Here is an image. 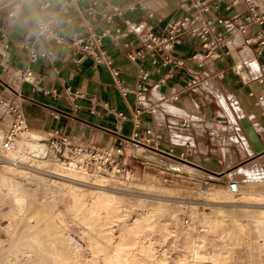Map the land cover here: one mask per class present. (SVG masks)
Listing matches in <instances>:
<instances>
[{"label": "crops", "instance_id": "crops-1", "mask_svg": "<svg viewBox=\"0 0 264 264\" xmlns=\"http://www.w3.org/2000/svg\"><path fill=\"white\" fill-rule=\"evenodd\" d=\"M65 2L66 22L60 25L66 31L65 40L83 37L82 23L90 24L95 33L102 34L100 48L130 91L122 94L109 67L81 57L75 46L52 39L37 42L13 23L9 0H0V100L24 116L30 131H59L87 145L123 146L126 153H133V146L138 145L176 158L180 156L172 152L196 153L209 160L221 157L233 163L248 151L242 153L235 141L213 139L211 128L230 126L235 135L238 128L232 119L240 122L245 116L264 143V107L259 100L264 95V48L254 39L257 24H248L244 31L237 27L246 11L242 2L227 7L223 0L213 13L230 20L216 26L225 41L221 56L206 57L198 38L184 36L174 44L175 62L165 65L159 55L127 57L129 50L141 45L127 23L146 21L156 34H163L168 23L193 13L184 0ZM113 6L120 13L109 18ZM116 28L121 34L114 42L111 36ZM31 49L38 52L35 60L30 59ZM139 63L147 71L142 88L137 87ZM25 69L30 72L29 81L20 77L19 71ZM150 105H154L152 110ZM134 110H139L136 125ZM117 112L122 115L118 117ZM255 120L261 128H256ZM237 126L242 129L240 123Z\"/></svg>", "mask_w": 264, "mask_h": 264}, {"label": "rangeland", "instance_id": "rangeland-1", "mask_svg": "<svg viewBox=\"0 0 264 264\" xmlns=\"http://www.w3.org/2000/svg\"><path fill=\"white\" fill-rule=\"evenodd\" d=\"M212 88L218 91L215 83H212ZM262 98H264V95L259 97L261 105L264 107V99ZM237 114L239 115L240 112L237 111ZM232 120L235 129L238 128L235 131V135L230 126H219L222 136L216 137L213 133L212 137L218 141L222 139L221 142L235 141L238 148L243 150L241 151L242 153L248 151L237 162L231 163L228 159L224 162L221 157L209 160L208 158L198 157L196 153L193 155H187L183 152L171 153L180 156L181 159L187 161V164L198 163L200 165L198 169L200 168L208 173L204 177L195 176L192 173L176 174L170 168H166L167 162H173L172 158H176V156L173 157L161 151H159L161 153L149 151L151 156H148V159L145 156L134 153L137 151L136 145L133 146V153L142 161L136 159L132 152L126 153L124 149L123 156H121L122 167H119V170L101 171L102 173L114 171L115 175L120 179L128 175V180L118 179L116 181L95 182L92 185L91 183L89 185L88 180H79L64 173L61 177L56 178L58 181L51 182L48 180L49 176L47 175L51 169L45 163H41V165L40 163H34L32 166L43 167L40 169L43 172L31 174L29 177L16 172L3 175L1 171L4 162L0 159V181H2L0 182V264L21 263L16 257V255L18 256L21 253V250L14 251L11 248L12 241L11 236H9V229L15 228L16 225H18L16 226L18 229H25L24 232L27 234L25 239L35 236L40 240L41 249L35 248V260L26 264H54L56 261L53 260L52 255L63 256L68 249H73L75 245L78 247L83 246L81 247V252L84 257H86V254L88 256V248H85L87 246L84 239L81 238L76 224L69 223L68 228H61L60 230L54 227L58 224L57 214L58 217L65 216V214L61 215L57 211V208L62 210L64 205L63 193L59 190L62 187V179L74 184L77 191L83 192L85 200H88L86 198H89L91 191L100 190L102 196L107 193L115 195L116 201L119 203L116 208V214H125V217L130 221L148 209L149 211L147 210L148 212L146 211L145 215H147L148 221L150 220V227L145 230L148 232L147 237L150 238L151 242H153L152 245H154L152 246V258L148 260L144 258L147 263H153L152 261L160 257H163L164 260H171L182 255V252L176 247V242L189 226L194 231L201 230L202 227L213 229L212 234H210L212 239L207 241L208 243L205 242V245L198 250L203 257L198 264H213L211 259L217 254L224 259L222 264H264V236L255 228L253 222V218L256 215H264V163L257 162L252 169L261 178H246L243 170H240L242 164L264 155V152L255 153L249 139L244 134L243 128L241 129L237 126L240 122ZM254 123L256 128H261L257 120ZM4 125H7V123L4 122ZM213 129L211 128V130ZM27 133L45 145L52 160H58L49 152L44 134L35 131H28ZM237 134L240 136L239 139ZM242 142L244 145H242ZM4 152H1V156H4ZM180 161L185 163L182 160ZM75 166L87 167L86 164L82 163L80 165L75 163ZM236 168L238 169L235 170ZM232 170L234 171L231 172ZM1 176H3L2 180ZM222 177L225 178L222 181V186L229 188L233 194L231 198L225 200L224 198L207 196L204 192L205 189L210 190L213 188L217 184L215 180L222 179ZM13 183L17 187V193H22L24 196V208L21 211H17L16 207H14L11 195L6 194L5 186ZM231 183H236L235 191L230 189ZM57 193H60V195ZM253 194L258 195L252 197L254 196ZM242 196L244 199H242ZM65 217L70 219L68 215ZM100 217L103 218L104 216L101 215ZM116 220L122 221V218H116ZM117 221L112 222V227L110 228L114 239L117 237L116 232L119 231L121 226V224H118L119 221ZM67 230L68 236L66 234ZM97 230L105 233L106 226H98ZM61 232L65 235L60 234ZM224 247H226V250L223 249ZM4 255H6L5 258H3ZM56 264H65V262L60 261L56 262ZM70 264L75 263L72 261Z\"/></svg>", "mask_w": 264, "mask_h": 264}, {"label": "bare ground", "instance_id": "bare-ground-1", "mask_svg": "<svg viewBox=\"0 0 264 264\" xmlns=\"http://www.w3.org/2000/svg\"><path fill=\"white\" fill-rule=\"evenodd\" d=\"M210 84H212V82H210ZM212 132L215 134L216 137L222 136V133L220 132L219 128H214ZM242 145H244L243 142H242ZM136 149L137 151H135L134 153L145 156L148 159H149L148 156H151L150 152H154V151L145 149L138 145H136ZM1 157L2 158L0 159L4 162V164L2 165V171H1L3 175L5 174L9 175V173L13 174L16 172V173H19L20 175L29 177V175L31 176V174L33 175L35 173L43 172L42 170H40L43 167L32 166L34 163H37V164L40 163V165L41 163L43 164L45 163L46 165L50 166V169H51V171H49L48 173L46 172L47 175L49 176L48 180H50L51 182L58 181V179L56 178L61 177L63 173L66 175L74 176L78 178L79 180H88L89 185L90 183L91 185L95 184V182L116 181L120 179L119 177L115 175L114 171L110 173H102L97 168H95L93 165L86 164V166L90 169L93 167V169L90 170L87 167L83 168L85 166L76 167L74 161H70L69 163H66V162H61L59 160H56V161H54V159L52 160L46 150L45 145L43 143H40V141L37 140V138L36 139L32 138L27 132L19 135L18 137H15L12 140L11 147L8 150H6L4 152V156H1ZM172 160L173 162H170V161L167 162L166 168H170L176 174L182 175L184 173H192L195 176H199V177H204L208 175L207 172L202 171L200 168L198 169V167L200 166L198 163L188 162L189 164H187L186 163L187 161H184L181 158H172ZM180 160L184 161L185 163L181 162ZM257 162L264 163V155H260L259 157L254 158L250 160L249 162L242 164L240 166L241 167L240 170H243L244 177L246 178L260 177V175H257L252 170L253 165L256 164ZM238 168H236L235 170H237ZM113 169L119 170L117 168H113ZM233 171L234 170H232L231 172ZM2 179H3V176H1V180ZM124 179L128 180V175L123 177V179H120V180H124ZM69 180H72V179H69ZM224 180H225L224 177H222V179L215 180L217 184H215V186L211 188L210 190L205 189L204 191L205 194L207 196H213L215 198H224L225 200L231 198L233 194L231 193L229 188H227L226 186H222V181ZM231 184H230V189L232 190ZM75 187L76 186L74 184L67 182V180L63 181L62 179V187L59 188V190L63 193V204L64 205H63L62 210L57 208V211L58 213H61V215L62 214H65V216L68 215L70 219H67L64 215L62 217H58V214H57L56 219L58 221V224L57 226H54V227L60 230L61 228H64V229L65 227L68 228L69 223L76 224L79 234L81 238L84 239L85 245L87 246L85 248H88L89 253H88V256L86 254L85 255L86 257H84L81 252L82 251L81 247L83 246L78 247L75 245L73 246V249H70V250L68 249V251H66L63 254V256L52 255L54 258L53 260H55L56 262L64 261L65 264H70L72 261L75 264H198L201 262L203 257L202 255H200L198 250L202 248L203 245H205V242L212 239L210 234H212L213 229H211L210 227H207V228L202 227L201 230L194 231L193 229L191 230L189 226L187 225L188 228H186L183 231L181 238L176 242V247L178 250H180V252H182V255H179L176 259H171V260H167V259L164 260L163 257H160L152 261L153 263L151 262L147 263V260L149 258H152L153 256L152 246L154 245V244L152 245L153 242H151L150 238L147 237L148 232L147 230H145L146 228L150 227V223H149L150 220L148 221V217L147 215H145V212L148 209H146L145 211H143L141 214L134 217L130 221L128 220L127 217H125V214H116L117 213L116 208L119 205V203L118 201H116L115 195L107 193L102 196L100 194L101 191L97 190V191H91L89 193L90 195L89 198H86L88 200H85L83 198V192H81L79 189H78L79 191H77ZM5 189L7 190V192L5 191L6 194L11 195L12 202L14 204V207H16L17 211L23 210L24 196L22 195V193H17V187L14 186V183L6 185ZM235 190H236V187H235ZM2 193L4 194V192ZM86 193L88 194V192ZM239 193H241V191H239ZM57 194L60 195V193H57ZM253 195L254 196L252 197H256L255 195H258V194H253ZM242 199H244V197ZM101 215H103L104 217L101 218L100 217ZM116 218H122V221L118 220L119 221L118 222ZM114 221H117L118 224H121L119 231L116 232L117 237L115 239L113 238V233L110 230V228L112 227V222ZM253 222H254L255 228L261 233L262 236H264V215H256L253 218ZM101 225L106 226L105 233H102L101 230H97V227ZM16 226L15 228L12 227V229H9L10 231L9 236H11V241H12L11 248L14 251L21 250V253L18 256L16 255V257L21 261V263L19 264H26L28 262L30 263L35 260L34 259L35 258V248L41 249L40 240L39 238L35 236L25 239L27 235L24 232L25 229H21V228L18 229ZM60 234H64V233L61 232ZM66 234L68 236V230ZM67 236L66 238H68ZM218 240L220 241L219 238ZM223 249L226 250V247H224ZM5 257L6 255H4L3 258ZM144 258L147 260L145 261ZM211 260L213 264L224 263V259L219 254L212 257ZM56 262L54 264H56Z\"/></svg>", "mask_w": 264, "mask_h": 264}, {"label": "built area", "instance_id": "built-area-1", "mask_svg": "<svg viewBox=\"0 0 264 264\" xmlns=\"http://www.w3.org/2000/svg\"><path fill=\"white\" fill-rule=\"evenodd\" d=\"M223 0H184L189 8L193 9L192 14L183 15L180 18L170 22L164 28L163 34H156L153 31L151 23L146 21L127 23L128 31L137 36L140 41V47L131 49L127 52V57L131 60H137L145 55H159L161 64L165 65L170 62H175L172 53L174 44L182 37L189 36L198 38L201 45L206 50L205 56L219 57L221 56V48L225 41L223 35L217 31L218 24H228L230 20L220 16H215L213 13L218 9L219 4ZM227 7L242 2L245 6V13L240 16V22L237 23L238 29L244 31L248 24L255 23L258 28L255 31L254 39L260 48H264V0H227ZM90 8H87L89 11ZM120 10L117 6L112 7V13L107 17L112 18L114 14H119ZM81 29L85 32L83 37H71L70 41L65 40L66 31L59 26L55 29V42L61 43L63 46H75L80 52L81 57L88 56L95 64H104L109 67L114 85L122 94H126L128 90L123 84L118 75V70L111 66V59L100 48L102 34L95 33L90 24L82 23ZM121 34L118 28L115 29V34L112 40ZM26 43L23 42L24 46ZM45 55V52H40ZM38 52L34 49L30 50V59L35 60ZM76 62L78 61L75 60ZM20 77L24 81L31 79L28 70H20ZM147 79V71L143 69L142 64H138L137 70V87L142 88L141 82ZM194 79V77H193ZM68 87L66 88V93ZM68 94V93H67ZM77 93L70 96H76ZM69 97V98H71ZM138 97V96H137ZM93 103V101H90ZM154 105H150L149 110L153 109ZM139 110H134L132 114L134 124ZM121 116V112L116 113ZM4 122L7 125H4ZM30 131L27 127L24 116L15 108L5 105L0 100V158L1 152L8 150L11 147L12 140L19 135ZM45 141L49 152L61 162L69 163L74 161L77 165L89 164L93 165L99 171H107L113 168L119 169L122 167L121 156L124 153L123 146H115L111 144L87 145L78 142L74 138L59 131L48 132L44 134ZM232 191L235 190L236 183L231 184Z\"/></svg>", "mask_w": 264, "mask_h": 264}, {"label": "clouds", "instance_id": "clouds-1", "mask_svg": "<svg viewBox=\"0 0 264 264\" xmlns=\"http://www.w3.org/2000/svg\"><path fill=\"white\" fill-rule=\"evenodd\" d=\"M15 25L43 42L55 38V29L65 23V0H9Z\"/></svg>", "mask_w": 264, "mask_h": 264}, {"label": "water", "instance_id": "water-1", "mask_svg": "<svg viewBox=\"0 0 264 264\" xmlns=\"http://www.w3.org/2000/svg\"><path fill=\"white\" fill-rule=\"evenodd\" d=\"M239 121H240V124H241L245 134L247 135V138L249 139V141H250V143L254 149V152L255 153L264 152V143H262L260 137L256 133L253 126L250 124L247 117L242 116Z\"/></svg>", "mask_w": 264, "mask_h": 264}]
</instances>
